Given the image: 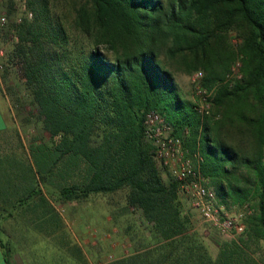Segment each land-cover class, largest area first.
<instances>
[{"label":"trees","instance_id":"trees-1","mask_svg":"<svg viewBox=\"0 0 264 264\" xmlns=\"http://www.w3.org/2000/svg\"><path fill=\"white\" fill-rule=\"evenodd\" d=\"M26 4L30 14L7 31L16 38L8 57L15 94L24 93L18 109L29 106L50 135L36 154L42 177L64 200L125 191L147 226L131 253L103 264H264L254 256L264 253V0ZM237 58L235 82L227 75ZM176 71L203 72L215 117L184 97ZM151 111L183 140L218 205L249 208L239 237L203 231L182 181L156 157Z\"/></svg>","mask_w":264,"mask_h":264},{"label":"rangeland","instance_id":"rangeland-1","mask_svg":"<svg viewBox=\"0 0 264 264\" xmlns=\"http://www.w3.org/2000/svg\"><path fill=\"white\" fill-rule=\"evenodd\" d=\"M26 1L12 0L11 13L9 11L7 13L6 31L9 30L14 21L30 14ZM5 33L7 36V32ZM8 39L12 44L16 40L13 37H8ZM237 42L236 36L232 35V43L236 45ZM241 68L242 61L237 58L231 65L232 72L227 75L228 79L235 82L241 79L243 77ZM15 71L13 70L14 73ZM194 74L195 72H175L177 83L184 97L201 103V98H198L193 82ZM17 77L18 73H15L14 78ZM5 89L9 93L7 86ZM19 95L22 97L24 93H12L11 98L14 104ZM14 110L17 111L16 108ZM30 110L31 108H28V111L23 112L21 118L17 117L19 128L25 133L38 132L40 134V120L37 114H31ZM209 110L210 114L215 117L216 114L213 115V102H209ZM15 122L14 118V125ZM47 135L49 136L45 133V137H48ZM45 187L47 188L46 185ZM183 193L189 205L194 208L195 213L199 216L200 224H204L203 231L206 234L211 233V236L213 235L222 241L239 237V235L223 233L205 221L201 211L193 204L190 196L185 192ZM126 207L125 191L92 194L90 197L81 200H64L61 198V204L53 212V219L34 220L31 221L33 224L27 220L6 221L0 219V238L3 243H8L7 249H11L13 252L20 248L18 239L23 240V245H26L24 243L27 242V247L20 248L21 259L24 264H103L131 253L134 246L133 236L139 235L142 238L148 235L147 226L140 213L133 208ZM218 207L232 216H237L240 212L244 213L245 216L250 211L247 207L240 211L228 210L222 204ZM52 225L55 228V235L51 233L52 231L50 236L44 235L42 229L48 233V226L52 227ZM56 228H59L57 233ZM33 238H38V243L33 244ZM208 243L212 246L213 253L217 254L218 247L215 241L208 239ZM15 255L20 259L19 253H15ZM254 256L264 263V253L260 246L256 248Z\"/></svg>","mask_w":264,"mask_h":264},{"label":"crops","instance_id":"crops-1","mask_svg":"<svg viewBox=\"0 0 264 264\" xmlns=\"http://www.w3.org/2000/svg\"><path fill=\"white\" fill-rule=\"evenodd\" d=\"M11 6L12 0H0V15L7 14ZM5 28L6 26L0 29V64L5 61L4 55H7L12 48ZM15 73L0 69V219L27 220L33 224L31 221L34 220L53 219L55 208L61 204V194L54 182L51 183L42 177L43 174L37 164L38 149L48 142L50 135L45 137L41 121L40 134L25 133L19 128L17 117L21 118L23 112L11 98L16 90L14 89L17 83V78H14ZM6 86L9 88V93L5 89ZM28 108L30 107L28 106L27 110ZM48 228V233L44 232V229L42 233L50 236L52 231L51 233L55 235L54 226ZM57 232L59 228H56ZM38 241V238L32 240L33 244ZM22 243L23 240L18 239L20 248L27 247V242L24 243L26 245ZM7 244L0 238V264H24L20 254L22 248L13 252L7 249ZM15 253H19L20 259Z\"/></svg>","mask_w":264,"mask_h":264},{"label":"built area","instance_id":"built-area-1","mask_svg":"<svg viewBox=\"0 0 264 264\" xmlns=\"http://www.w3.org/2000/svg\"><path fill=\"white\" fill-rule=\"evenodd\" d=\"M7 24V14L2 13L0 15V29H3ZM4 56L6 58L0 64V69L17 71L18 65L16 66L8 55ZM202 76V71L195 72L193 82L196 93L202 101L199 103V110L203 114H209L207 97L211 92H208L201 85ZM145 123L148 127V135L156 143V157L170 169L175 178L182 181L183 191L190 196L193 204L201 211L205 221L226 234L240 235L243 233L245 229V224L242 221L244 213L240 212L237 216H232L218 207L215 191L207 187L193 161L186 156L183 140L170 134L171 127L164 118L159 113L151 111L146 115Z\"/></svg>","mask_w":264,"mask_h":264}]
</instances>
